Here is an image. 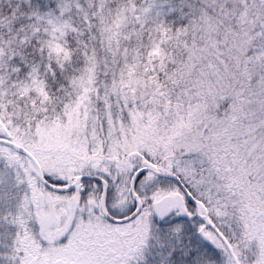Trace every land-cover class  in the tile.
Segmentation results:
<instances>
[{
  "label": "snow or ice",
  "instance_id": "6c2138e0",
  "mask_svg": "<svg viewBox=\"0 0 264 264\" xmlns=\"http://www.w3.org/2000/svg\"><path fill=\"white\" fill-rule=\"evenodd\" d=\"M0 264H264V0H0Z\"/></svg>",
  "mask_w": 264,
  "mask_h": 264
}]
</instances>
